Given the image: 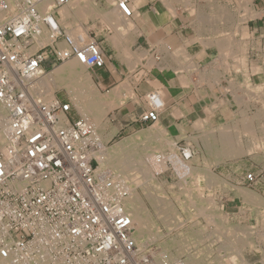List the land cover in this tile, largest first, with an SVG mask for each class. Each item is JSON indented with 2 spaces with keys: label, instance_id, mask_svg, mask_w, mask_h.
Wrapping results in <instances>:
<instances>
[{
  "label": "built area",
  "instance_id": "built-area-1",
  "mask_svg": "<svg viewBox=\"0 0 264 264\" xmlns=\"http://www.w3.org/2000/svg\"><path fill=\"white\" fill-rule=\"evenodd\" d=\"M72 1L0 0V105L7 113L0 144V260L185 264L166 254L155 262L154 252L136 244L124 208L127 186L100 170L103 145L92 122L71 120L72 104L46 98L39 86L40 77L68 61L87 70L104 67L98 41L67 35L55 19L54 11ZM116 8L131 16L127 0H116ZM147 100L149 109L136 121L142 127L155 124L162 109L156 93ZM245 180L247 187L256 184L252 173Z\"/></svg>",
  "mask_w": 264,
  "mask_h": 264
},
{
  "label": "crops",
  "instance_id": "crops-1",
  "mask_svg": "<svg viewBox=\"0 0 264 264\" xmlns=\"http://www.w3.org/2000/svg\"><path fill=\"white\" fill-rule=\"evenodd\" d=\"M127 1L129 18L116 9V2L105 0L112 11L117 10L109 11L112 19L108 12L101 15L110 28L87 29L82 37L84 41L93 37L104 53V67L87 71L97 93L94 97L104 102L105 117L114 128L112 138L148 128L136 121L149 109L148 96L156 93L162 109L158 121L149 127L163 130L162 135L174 145L194 141L191 151H205L202 168L208 166L205 173L211 174L204 175L202 183L218 199L226 195L249 206L253 216L261 215L264 177H258L255 169L264 166V153L259 156L264 146L257 141L255 148L245 147L240 137L244 113L264 105V96L258 95L264 89V0ZM83 4L77 5L83 8ZM91 6L93 14L65 6L54 11V16L60 28L73 36L74 20L99 15L94 5L87 8ZM222 47L225 53H220ZM215 127L227 130L221 134L228 143L218 154H213L216 146L208 148L202 141ZM248 150L258 154L251 159L250 170L257 179L251 195L242 192L249 187L239 159Z\"/></svg>",
  "mask_w": 264,
  "mask_h": 264
},
{
  "label": "rangeland",
  "instance_id": "rangeland-1",
  "mask_svg": "<svg viewBox=\"0 0 264 264\" xmlns=\"http://www.w3.org/2000/svg\"><path fill=\"white\" fill-rule=\"evenodd\" d=\"M90 1L95 6V9L98 10L99 15L97 16L81 15V18L74 20L73 21L74 23L77 22V27H75L76 32L74 33L76 34L73 33L74 34L73 37L74 36L84 37L85 30L93 29L94 27H97V26H103V27L107 26L110 28V26L101 16L102 13L104 14L106 12L111 11L110 6L106 5L105 0H90ZM83 71L88 76L90 75L87 69L83 68ZM89 77L91 78V76ZM93 90L95 91V88H93ZM51 93H52V97H57L65 101L67 100L72 104V109H71L70 114L73 118L77 119L79 117H82L79 110L76 108L75 102L72 101L73 99L71 98V96L68 94V92L63 86L54 88L53 90H51ZM259 93L260 94L258 95L264 96V89L261 88V91ZM96 94L97 93L95 91V95H92V97H90L92 102L96 99L97 97ZM263 113H264L263 104H259L258 107L256 105V110L252 111V113H249V112L244 113L245 118H243L241 122L242 128L244 130L243 131L244 135L240 138H241L242 143L245 145V147L255 148L256 147L255 144L257 140L260 141V146H264L262 145L264 144L263 142L264 141V114ZM99 118H100L99 119L100 123H98L97 126H93V127L103 147L105 148L113 147L125 140L126 141L128 140L129 142V139L134 137L136 134H139L141 132H147V130L152 129L156 126L155 125L153 127L139 129L138 132L133 133L132 135H122L121 134L119 136L112 138V135H113L112 132H114V128L109 124L108 120L106 119L105 113L99 116ZM249 118H252V119H249ZM245 119L247 120L249 119L251 121L246 120V122H243ZM89 120L91 121L90 118ZM226 131L227 130L225 127L224 128H219V127L212 128L211 130H209V134L205 135L204 137L206 138V141L204 138H202L203 144L207 143L206 144L207 146L213 145V146L220 147L221 145L217 143L218 139L220 137V134L226 133ZM149 136L150 137L148 139H145V140L141 139L138 142L135 141L133 143L135 145H133L129 149H132L134 152L135 151L138 152L142 150L143 148L156 146V147H160L158 148L159 150L157 149L155 151V154L157 153L156 155L161 154L160 156L166 157V155L169 156L172 151V153L176 154L179 157V159L183 158L181 149H183L184 151L189 149L190 156L188 159H186L184 163L190 166L193 170H196L195 171L196 174L194 173L196 176L193 174L190 176L185 175L184 178L180 177L177 170L171 165V161L163 162L164 166L162 165L160 167L153 168V166H150L151 165L150 163H153V160L145 161V159L147 158H145L144 154H143L144 159L139 158V160L140 159L143 160V162L146 163L144 165L147 166V170H150V173H148L149 174L148 178H150L151 182L148 181L147 183H144L145 178H143L141 173H138L137 171H132V172L127 173L128 177H132V175L134 178L138 177L136 180L135 179L131 180L129 178V181L131 183L126 182L125 185H127L129 189L134 188L136 186L135 192L137 196V202H139L138 204L141 207V211L142 213L145 214L146 216L145 219L148 221L146 223L147 232L145 233L144 238L141 240L144 243V245H146L144 250L147 251V253H149L150 255V251L157 252L158 250L159 252L160 250L169 249L170 254L174 255L175 259H182L183 261L189 256V254H193V252L195 253L196 251H199L203 255L201 256V258L207 261L214 260L216 258L217 259L220 258L221 260L225 259L223 261H226V258H227L228 263L226 261L225 264H243V263L244 264H264L263 263L264 262V201H261L259 205L261 215L253 216L251 214L249 206L245 205L243 207L242 203H240L239 201H233L230 198L228 199L226 195H224L225 197H222V198L220 197L218 199V196L213 195L212 191L209 190V187H207L205 184L202 183L203 176L210 174V173H205V170L209 172V169H207L208 166H206L207 168L206 167L202 168L203 163H205L204 158H206L205 156L206 153L203 149L202 151H197V152L191 151L192 149H190L189 146L194 145L195 143L194 141L193 143L187 142L185 144L179 143V144L174 145L173 142L171 141L168 142L169 139H167L165 136H160L157 134H152ZM240 138H237V139L239 140ZM252 143H254V145H252ZM263 153L264 152L259 153V156L260 155L263 156L262 155ZM254 155L258 156L257 153H254L252 150H248V151H244V155L239 158L240 160L243 161V165H244L243 171L245 174L244 176H246L248 173L253 172L250 169H251V164H252L251 159ZM193 159L196 160V168H193L194 167ZM232 169L233 171L236 170L235 167ZM255 170H257L258 177H264V166L260 168H256ZM216 171L217 172L221 171V169L217 168ZM213 173L215 174L216 172H213ZM110 175L115 178L117 177L116 174L112 172ZM216 175L218 174L216 173ZM196 179H198V181ZM215 180L218 181L217 178H215ZM141 182H143L144 184ZM245 182H246L245 186H247L248 183L246 180ZM252 190L253 188L249 187V188H245L243 192L248 195H251ZM177 196H178V199H176ZM188 200H190V202ZM153 203L155 204L154 206H153ZM171 205L172 207H170ZM201 207H203V209ZM158 214H161V215H158ZM171 215L173 217H169ZM169 218H172V219H169ZM206 220L207 221L209 220V221L207 222ZM262 221H263V224H261ZM134 231L135 230L133 229V233ZM242 232H244L245 235L249 233L248 234L249 236L246 237L245 235L242 234ZM231 236L234 239L235 243L232 242V238H230ZM154 237H155V240H154ZM241 240L243 241L242 243H244L245 241L244 247L241 243ZM180 248L184 250L186 249L185 252L181 256H179L177 253V251ZM230 256H232L231 258L232 260L228 259L230 258ZM236 256H239L242 259V261L239 257H236Z\"/></svg>",
  "mask_w": 264,
  "mask_h": 264
},
{
  "label": "bare ground",
  "instance_id": "bare-ground-1",
  "mask_svg": "<svg viewBox=\"0 0 264 264\" xmlns=\"http://www.w3.org/2000/svg\"><path fill=\"white\" fill-rule=\"evenodd\" d=\"M88 4H90V0H73L72 2H70L69 4H67L66 6H70V7H75V9L79 12H83L86 14V13H89V14H93V6H91L92 8L91 9H88L90 5H93L90 4H86L88 5L86 7L85 4H83V2H85ZM89 1V2H88ZM108 1H111L112 2H116V0H107ZM241 1V0H240ZM82 2L83 4V8H81V5L78 7V5ZM166 2V1H165ZM176 2V1H175ZM10 3V2H9ZM167 3V2H166ZM172 3V2H171ZM240 3V2H239ZM78 4V5H77ZM110 4V2L108 3ZM113 4V3H112ZM187 5V4H186ZM49 4H43L42 6H40V9L41 11L44 13V12H48L49 10ZM184 7V6H183ZM10 9V8H9ZM117 9V8H116ZM115 9V10H116ZM115 10H111L110 13L114 12ZM117 11V10H116ZM76 13V12H75ZM78 13V12H77ZM110 13L108 12L109 14V17H110ZM117 13V12H116ZM79 14V13H78ZM82 14V13H81ZM76 15V14H75ZM106 15V14H105ZM116 15V14H115ZM119 15V14H117ZM116 15V16H117ZM112 16L114 17V14H112ZM111 16V17H112ZM225 16V15H224ZM110 17V19H112ZM202 17V16H201ZM249 17V16H248ZM80 18V17H79ZM125 18V17H124ZM126 19V18H125ZM123 20V19H122ZM108 23V22H107ZM115 25V24H114ZM117 27V24L115 25ZM215 29V28H214ZM71 30V29H70ZM228 37V36H227ZM227 39V38H226ZM214 42H218L217 41H214ZM220 42V41H219ZM233 42V41H232ZM223 43V41H222ZM230 43V41H229ZM212 44V43H211ZM217 44V43H216ZM224 44V43H223ZM220 45V44H219ZM222 45V44H221ZM220 45V46H221ZM224 47H225V44H224ZM224 47L222 52L220 53H223L225 50H224ZM227 47V46H226ZM225 47V48H226ZM35 48V47H34ZM233 49V48H231ZM230 50V49H229ZM221 51V50H220ZM225 53V52H224ZM225 56V55H224ZM83 66L80 65L79 63L75 62V61H68L66 62L65 64H61L60 66H57L56 68H54L53 70H51L50 72L47 73V76H44V77H40L38 79V83H39V86L40 88L44 91V93L46 95H48V99H51L53 98L52 97V93H51V90H53L54 88H57V87H60V86H63L66 91L68 92V94L71 96V98L73 99L72 101L75 102V105H76V108L79 110L80 114L82 115L83 118H90L91 121L94 123H92L93 126H97L99 122V116H101L103 113H104V110H105V104L104 102H100L97 100V98L92 102V100L90 99V97H92V95H95V91L93 90L94 88V85L92 83V80L91 78L83 71ZM176 68V67H175ZM46 88V89H45ZM129 89V88H128ZM260 94V93H259ZM107 107V106H106ZM262 114V113H261ZM264 114V113H263ZM245 118V117H243ZM249 119H252V118H249ZM248 119V120H249ZM247 119H245L243 122H246ZM247 120V121H248ZM6 121H7V113L5 111L4 108L1 107L0 105V144L3 143V138L5 136V125H6ZM251 121V120H249ZM99 126V125H98ZM156 127V126H155ZM154 128L152 129H149L147 130V132H141L139 134H136L134 137L130 138L129 139V142L128 140L126 141H123L113 147H110V148H105L103 147L98 155V159H99V168L100 170H103V174H106V175H109L112 173H115L116 174V178H118L119 180L123 181L125 184L126 182L128 183H131L129 181V178L132 180H136L137 178L133 177H128L127 173L128 172H132V171H137L138 173H141L142 177L145 178L144 180V183H147L148 181L151 182L150 178H148V173H150V170H147V166L144 165L146 163L143 162V160H139V158H142L144 159L143 157V154L145 155V161H149V160H153V163H150L151 165L150 166H153L154 167H160V166H164V163L163 162H166V161H171V165L177 170V172L179 173L180 177H183L185 175H193L195 173L196 170H193L190 166L186 165L184 162L186 161V159H188V157L190 156V151L189 149L188 150H185L184 151V155L186 158H182V159H179V157L176 155V154H173L172 151H171V154L168 156L166 155V157H162L160 155H156L155 154V151L160 148V147H156V146H151V147H147V148H143L142 150L138 151V152H134L132 149H129L130 147H132L133 144L135 141L138 142L139 140L141 139H148L150 136L149 135H152V134H161L160 136H163L162 135V132L163 130H160L162 132H157V130ZM231 128V127H230ZM249 129V128H248ZM237 130V129H236ZM254 130V129H253ZM230 131V130H229ZM228 131V132H229ZM244 131V130H243ZM251 131V130H250ZM247 133V132H246ZM228 135V134H227ZM226 135V136H227ZM251 135V134H250ZM202 136V135H201ZM229 138V137H228ZM231 138V137H230ZM235 138V137H234ZM251 138V137H250ZM249 139V138H248ZM143 140V141H144ZM228 139H226V137L222 134H220V137L218 139V142L221 146L219 147H215L216 151H214V154H218L219 152H222L223 151V148L225 147V143H228L227 142ZM253 140V139H252ZM260 140V139H259ZM142 141V142H143ZM166 141V140H165ZM237 141V140H236ZM258 141V140H257ZM2 142V143H1ZM170 142V140L168 141ZM254 142V141H253ZM234 143V142H233ZM143 144V143H142ZM172 144V143H170ZM207 144V143H206ZM257 144V142H256ZM255 144V145H256ZM234 146V145H233ZM136 147V146H135ZM134 147V148H135ZM133 148V149H134ZM207 148V147H206ZM209 148V146H208ZM211 148V146H210ZM174 149V148H173ZM205 149V148H204ZM159 150V149H158ZM139 153V154H138ZM168 156V158H167ZM221 156V155H220ZM192 157V156H191ZM159 158V159H158ZM178 158V159H177ZM235 159V158H234ZM188 161V160H187ZM203 163V162H202ZM218 163V162H217ZM206 167V166H205ZM212 167V166H211ZM156 169V168H155ZM164 170V169H163ZM149 171V172H148ZM211 172V171H210ZM212 173V172H211ZM196 174V173H195ZM194 174V175H195ZM139 175V174H138ZM200 175V174H199ZM130 176V175H129ZM196 176V175H195ZM206 176V175H205ZM194 177V176H193ZM192 177V178H193ZM182 178V180H183ZM195 178V177H194ZM198 178V177H197ZM204 179V178H203ZM141 180V179H140ZM139 180V181H140ZM198 181V179H196ZM138 181V180H137ZM196 181V182H197ZM203 181V180H202ZM184 182V181H183ZM186 182V181H185ZM191 182V181H190ZM194 182V181H193ZM134 183V182H133ZM138 183V182H137ZM143 183V182H141ZM140 183V184H141ZM143 183V184H144ZM218 183V181H217ZM193 184V183H192ZM196 184V183H194ZM138 185V184H137ZM127 186V185H126ZM142 186V185H141ZM144 186V185H143ZM151 186V185H150ZM145 187V186H144ZM149 187V186H148ZM135 188H131L128 189V196L127 198L125 199L124 201V208L126 210V212L128 213V215L131 217V223H132V227L134 228V233H133V238L136 242V244L141 247V248H145L146 245H144V243L141 241L144 236H145V233L147 232V220L145 219L146 216L144 213H142L141 211V207L140 205L138 204L139 202H137V196H136V192H135ZM141 188V187H140ZM143 188V187H142ZM156 188V187H154ZM183 188V187H182ZM185 188V187H184ZM189 189V188H188ZM194 189V187H193ZM148 190V189H147ZM153 190V189H152ZM155 190V189H154ZM186 190V189H185ZM150 191V190H149ZM187 191V190H186ZM212 191V190H211ZM240 191V190H239ZM145 192V191H144ZM155 192V191H154ZM243 192V191H242ZM181 193V192H180ZM181 195V194H180ZM189 195V194H188ZM158 197V196H157ZM155 198V197H153ZM201 198V197H200ZM148 199V198H147ZM163 199V198H162ZM178 199V196L177 198ZM190 202V200H188ZM151 202V201H150ZM149 202V203H150ZM154 202V201H153ZM164 202V201H162ZM159 203V202H157ZM168 203V202H167ZM155 204L153 203V206ZM196 205V204H195ZM152 206V205H151ZM152 206V207H153ZM164 206V205H163ZM166 206V205H165ZM202 206V205H201ZM255 206V205H254ZM157 207V206H156ZM172 207V205L170 206ZM203 209V207H201ZM154 210V209H153ZM188 210V209H187ZM164 211V210H163ZM198 211V210H197ZM200 211V210H199ZM214 211V210H213ZM159 212V211H158ZM157 212V213H158ZM166 212V211H165ZM170 212V211H169ZM168 213V212H167ZM171 213V212H170ZM197 213V212H196ZM206 213V212H205ZM210 214V213H209ZM147 215V214H146ZM158 215H161V214H158ZM165 215V214H164ZM163 215V216H164ZM205 215V214H204ZM168 216V215H167ZM166 216V217H167ZM218 216V215H217ZM169 217H173L172 215L169 216ZM206 217V216H205ZM213 217V216H212ZM216 217V215H215ZM244 217V216H243ZM262 217V216H261ZM182 218V217H181ZM210 218V217H209ZM169 219H172V218H169ZM261 220V219H260ZM207 221V220H206ZM209 221V220H208ZM207 221V222H208ZM218 221V219H217ZM164 222V221H163ZM168 224V223H167ZM166 224V225H167ZM175 224V223H174ZM263 224V221L262 223ZM164 225V223H163ZM180 225V224H179ZM181 226V225H180ZM174 229V228H173ZM222 232V231H221ZM152 233V232H151ZM224 233V232H223ZM238 233V232H237ZM240 233V231H239ZM155 234V233H153ZM243 235L244 232H242ZM249 234V233H248ZM245 235L246 237L249 236V235ZM237 235V234H236ZM154 236V235H153ZM219 236V235H218ZM226 236V235H225ZM224 236V237H225ZM229 236V235H228ZM158 237V236H157ZM236 237V236H235ZM242 237V236H241ZM159 238V237H158ZM208 238V236H207ZM232 238V236L230 237ZM157 239V238H156ZM225 239V238H224ZM237 239V238H236ZM241 239V238H240ZM146 240V239H145ZM144 240V242H145ZM154 240H155V237H154ZM149 241V240H148ZM177 241V240H176ZM187 241V240H186ZM231 241V240H230ZM237 241V240H235ZM151 242V241H150ZM200 242V241H199ZM232 242H234V239L232 238ZM243 241L241 240V243ZM235 243V242H234ZM233 243V244H234ZM238 243V242H237ZM240 243V242H239ZM240 243V244H241ZM245 243V241H244ZM244 243H242L243 247H244ZM146 244V243H145ZM222 245V244H221ZM225 245V244H224ZM189 246V245H187ZM223 246V245H222ZM226 246V245H225ZM230 246V245H229ZM179 247V246H178ZM232 247V245H231ZM230 247V248H231ZM241 247V246H240ZM168 248V247H166ZM187 248V247H186ZM158 249V248H157ZM181 249V248H180ZM178 250L177 253L179 256H181L185 250L184 249H181V250ZM243 249V248H241ZM166 250V251H165ZM165 250H160L158 252H154L153 253V259L155 262H158V260L164 255L166 254L168 256V258L171 260V261H176L177 259H175V256L170 254V250L169 249H165ZM156 251V250H154ZM220 251V250H219ZM168 254H167V253ZM229 252V251H228ZM214 254V253H213ZM202 253L199 252V251H196L195 253L193 252V254L189 255L186 259H184V263L185 264H225L226 261L228 263V260L226 258V261H223L221 260L220 258L217 259H214V260H203L201 258ZM236 257H239V256H236ZM232 256H230V258H228L229 260H232L231 259ZM240 258V257H239ZM241 259V258H240ZM238 259V260H240ZM205 261V262H204ZM242 261V259H241ZM230 262V261H229ZM264 263V262H263ZM0 264H4V262L2 260H0ZM244 264V263H243Z\"/></svg>",
  "mask_w": 264,
  "mask_h": 264
}]
</instances>
